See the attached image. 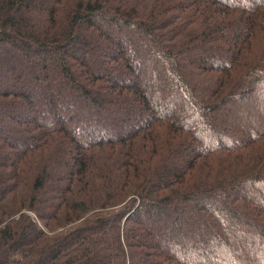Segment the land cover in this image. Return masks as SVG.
Masks as SVG:
<instances>
[{
	"label": "trees",
	"instance_id": "trees-1",
	"mask_svg": "<svg viewBox=\"0 0 264 264\" xmlns=\"http://www.w3.org/2000/svg\"><path fill=\"white\" fill-rule=\"evenodd\" d=\"M0 50V264H264V0H0Z\"/></svg>",
	"mask_w": 264,
	"mask_h": 264
},
{
	"label": "rangeland",
	"instance_id": "rangeland-1",
	"mask_svg": "<svg viewBox=\"0 0 264 264\" xmlns=\"http://www.w3.org/2000/svg\"><path fill=\"white\" fill-rule=\"evenodd\" d=\"M95 50H96V49H95ZM0 51H1V50H0ZM0 54H1V52H0ZM0 60H2V59H1V57H0ZM97 60H100V59H99V58H97ZM95 63H96V61H95Z\"/></svg>",
	"mask_w": 264,
	"mask_h": 264
}]
</instances>
